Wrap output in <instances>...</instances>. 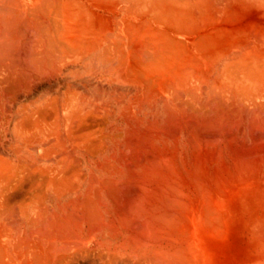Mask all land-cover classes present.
I'll return each mask as SVG.
<instances>
[{"label":"bare ground","instance_id":"obj_1","mask_svg":"<svg viewBox=\"0 0 264 264\" xmlns=\"http://www.w3.org/2000/svg\"><path fill=\"white\" fill-rule=\"evenodd\" d=\"M0 264H264V0H0Z\"/></svg>","mask_w":264,"mask_h":264}]
</instances>
